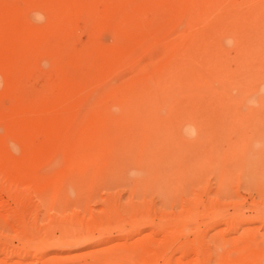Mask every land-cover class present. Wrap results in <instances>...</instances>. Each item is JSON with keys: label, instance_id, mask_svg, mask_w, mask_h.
Wrapping results in <instances>:
<instances>
[{"label": "rangeland", "instance_id": "rangeland-1", "mask_svg": "<svg viewBox=\"0 0 264 264\" xmlns=\"http://www.w3.org/2000/svg\"><path fill=\"white\" fill-rule=\"evenodd\" d=\"M0 100V264H264V0H0Z\"/></svg>", "mask_w": 264, "mask_h": 264}, {"label": "bare ground", "instance_id": "bare-ground-1", "mask_svg": "<svg viewBox=\"0 0 264 264\" xmlns=\"http://www.w3.org/2000/svg\"><path fill=\"white\" fill-rule=\"evenodd\" d=\"M79 18H80V17H79ZM75 23H76V22H75ZM59 24H60V23H59ZM74 25L76 26V24H74ZM77 27H78V26H77ZM77 27H76V28H77ZM61 28H62V27H61ZM76 30H77V29H76ZM63 38H65V37H63ZM69 38H70V37H69ZM60 39H61V38H60ZM68 40H70V39H68ZM68 40H67V41H68ZM72 40H74V39L72 38L71 41H72ZM71 41L67 42V43H69V46H70V44L72 43ZM61 42H62V41H61ZM63 42H64V41H63ZM65 42H66V41H65ZM65 42H64V43H65ZM70 42H71V43H70ZM56 43H57V42H56ZM56 43H54V45H55ZM67 43H66V44H67ZM76 44H77V42H76ZM80 44H81V43H80ZM52 45H53V44H52ZM59 45H60V44H59ZM64 45H65V44H64ZM62 46H63V45H62ZM65 46H66V45H65ZM71 46H72V45H71ZM57 47H58V46H57ZM47 48H48V47H47ZM49 48H50V47H49ZM52 48H53V47H52ZM65 48H66V47H65ZM65 48H64V49H65ZM64 49H63V50H64ZM67 49H68V48H67ZM73 49L75 50L76 48H73ZM79 49H80V48H79ZM59 50H60V49H59ZM65 50H66V49H65ZM70 50H71V48H70ZM54 51H56V50H54ZM60 51H62V50H60ZM60 51H59V52H60ZM67 51H68V50H67ZM72 51H73V50H72ZM57 52H58V49H57ZM64 52H65V51H64ZM79 52H80V51H79ZM52 53H53V52H52ZM68 53H69V51H68ZM68 53H67V54H68ZM70 53H71V52H70ZM72 53H74V52H72ZM65 54H66V52H65ZM75 54H76V53H75ZM57 56H58V54H57ZM61 56H62V55H61ZM68 56H69V55H67V57H68ZM70 57H71V56H70ZM63 58H64V57H63ZM65 58H66V57H65ZM72 59H73V57H72ZM72 59H71V60H72ZM80 59H81V58H80ZM46 60H47V59H46ZM46 60H45V61H46ZM57 60H58V57H57ZM77 60H78V57H77ZM58 61H60V60H58ZM63 61L66 62V60H64V59H63ZM67 61H68V59H67ZM83 61H84V60H83ZM52 62H53V61H52ZM68 63H69V62H68ZM73 63H74V62H72V63H70V64H73ZM76 63H77V61H76ZM78 63H80V62L78 61ZM58 64H59V63H58ZM66 64H67V63H66ZM66 64H65V66H66ZM59 65H60V64H59ZM76 66H77V65H76ZM78 67H79V66H78ZM79 69H80V68H79ZM59 70H60V69H59ZM81 73H82V72H81ZM77 74H78V73H77ZM80 75H81V74H80ZM78 76H79V75H78ZM62 77H63V76H62ZM64 77H65V76H64ZM65 78H66V77H65ZM74 78H75V77H74ZM74 78H72V79H74ZM82 79H83V78H82ZM69 80H71V79H69ZM62 81H63V80H62ZM211 87H212V86H211ZM183 88H184V87H183ZM183 88H182V89H183ZM183 90H184V89H183ZM192 92H193V90H192ZM52 93H53V92H52ZM49 94H50V93H49ZM20 97H21V96H20ZM22 98H23V97H22ZM23 99H25V98H23ZM44 100H45V99H44ZM0 102H1V100H0ZM20 103H21V102H20ZM39 104H40V103H39ZM0 106H1V105H0ZM37 106H38V105H37ZM35 108H36V107H35ZM39 108H40V107H39ZM33 110H34V108H33ZM2 112H3V111H2ZM29 117H30V116H29ZM28 125H29V124H28ZM4 130H5V129H4ZM5 132H6V131H5ZM4 135H5V133H4ZM5 136H6V135H5ZM8 139H9V138H8ZM10 139H11V138H10ZM6 140H7V139H6ZM13 140H14V139H13ZM6 145H7V144H6ZM10 145H11V144H10ZM6 147H7V146H6ZM25 165H26V164H25ZM19 171H20V170H19ZM24 176H25V175H24ZM66 190H67V189H66ZM69 190H70V189L68 188V192H66L68 195L72 194V193H71V190H70V191H69ZM72 192H73V191H72ZM68 198H69V197H68Z\"/></svg>", "mask_w": 264, "mask_h": 264}]
</instances>
